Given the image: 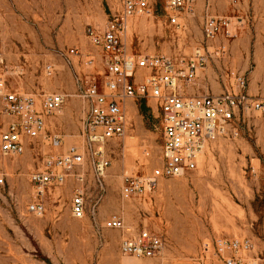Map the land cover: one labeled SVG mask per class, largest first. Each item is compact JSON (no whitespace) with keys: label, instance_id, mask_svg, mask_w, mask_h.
I'll return each instance as SVG.
<instances>
[{"label":"rangeland","instance_id":"374dc122","mask_svg":"<svg viewBox=\"0 0 264 264\" xmlns=\"http://www.w3.org/2000/svg\"><path fill=\"white\" fill-rule=\"evenodd\" d=\"M153 3V17H135L126 29L125 43L134 52L190 55L206 45L207 3L212 14H236L227 0H197L194 15L184 12L186 26L178 30L169 19L166 0ZM118 7L119 0H0V74L7 84L32 94L69 95L63 110L49 119L48 134L64 139L58 151L83 141L84 105L74 74L86 68V55L98 54L92 52L88 27H103L108 13ZM241 13L245 21L227 41L228 55L212 59L197 86L202 92L223 93L228 69L247 78L251 97L264 100V0H247ZM72 47L81 56L69 66L64 54ZM49 63L55 65L52 75L45 70ZM136 104L126 137L106 144L110 165L104 188L86 166L84 181L70 175L46 192L43 215L28 210L34 198L30 174L41 166L45 153L56 149L38 139L22 155L8 157L0 151V177L4 178L0 182V264H224L215 253L216 237L250 240L254 255L264 264L261 114L237 110L232 131L209 143L196 170L162 179L151 193L125 200L121 195L125 175L150 173L162 164L160 113L153 102L147 103V113L140 102ZM5 122L0 97V132ZM79 185L88 208L84 218L74 217L71 211ZM112 213H121L128 229L145 225L163 235L162 253L149 259L123 255L122 231L104 227Z\"/></svg>","mask_w":264,"mask_h":264},{"label":"built area","instance_id":"2783aa9c","mask_svg":"<svg viewBox=\"0 0 264 264\" xmlns=\"http://www.w3.org/2000/svg\"><path fill=\"white\" fill-rule=\"evenodd\" d=\"M153 1L119 0V7L108 13L104 29L88 27V36L98 54L86 55L85 64L94 67L101 56L103 71L99 75H82L75 70L77 95L84 105L83 141L80 144L58 151L64 145V139L58 134H48L49 119L63 110L68 94L24 92L9 86L5 75L0 74V97L6 117L0 132L1 153L8 157L22 155L38 139L47 140L56 149L45 153L41 166L30 174L34 198L28 210L35 215L46 212L44 197L52 187L62 185L70 175L84 181L86 166L104 188L106 169L110 165L106 144L111 139L126 137L132 126V107L139 101L153 102L160 113L162 164L150 173L125 175L121 187L125 200L151 193L162 179L180 177L196 170L209 143L232 131L237 110L259 112L264 125V100L250 96L244 75L227 69L228 86L221 94L186 92V89L197 87L199 77L212 59L228 55L227 41L233 39L237 28L244 24L241 9L247 0H227L236 13L234 15L212 14L207 5L203 19L206 45L196 47L190 55L134 52L125 43L124 33L131 19L154 16ZM196 2L166 0V11L176 29L185 28L184 12L194 15ZM76 56H81L77 47L64 54L69 66H74ZM0 61L3 63V59ZM45 70L52 75L55 65L49 63ZM262 150L264 153V133ZM76 168L79 171L74 173ZM3 180L0 177V182ZM87 209L85 191L79 185L72 197L71 211L74 217L84 218ZM95 214L94 207L91 216ZM104 227L122 231L120 252L126 256L154 258L165 247L164 236L149 228L129 233L121 213L110 214ZM214 249L224 264H260L248 239L216 237Z\"/></svg>","mask_w":264,"mask_h":264},{"label":"crops","instance_id":"0c3cea01","mask_svg":"<svg viewBox=\"0 0 264 264\" xmlns=\"http://www.w3.org/2000/svg\"><path fill=\"white\" fill-rule=\"evenodd\" d=\"M207 5H210V7H211V4L210 3H207ZM205 10H206V8H205ZM105 24H106V22H105ZM104 27H105V25L103 26V27H101V28H98V29H104ZM94 46V45H93ZM94 50L92 51V52H94V51H97V49H96V47L94 46ZM103 71V61H102V58H101V56H99L98 57V59H97V64L94 66V67H89V66H87L86 65V68L84 69V70H80L79 72H80V74H82V75H86V74H97V75H99L101 72ZM208 90H210V89H208ZM61 92V91H60ZM186 92L187 93H198V94H203V93H210V91H208V92H202V90L200 89V87L199 86H197V87H193V88H189V89H186ZM64 93V92H63ZM263 133H264V126H263V131H262V138H263ZM31 145V144H30ZM29 145V146H30ZM134 199V198H133ZM131 200V199H130ZM144 227H146V228H148L147 226H145V225H143L142 227H138V228H129L128 229V232L129 233H134V232H136V231H138L139 229H142V228H144ZM150 229V228H149ZM151 230H153V229H151Z\"/></svg>","mask_w":264,"mask_h":264},{"label":"trees","instance_id":"16d2710c","mask_svg":"<svg viewBox=\"0 0 264 264\" xmlns=\"http://www.w3.org/2000/svg\"><path fill=\"white\" fill-rule=\"evenodd\" d=\"M140 104H141V110L143 113H147V111L149 110L148 107H147V103L146 101H139Z\"/></svg>","mask_w":264,"mask_h":264},{"label":"bare ground","instance_id":"6f19581e","mask_svg":"<svg viewBox=\"0 0 264 264\" xmlns=\"http://www.w3.org/2000/svg\"><path fill=\"white\" fill-rule=\"evenodd\" d=\"M133 19H134V18H133ZM133 19H131L130 22H131ZM130 22H129V24H130ZM129 24L127 25V27L129 26ZM126 29H127V28H126ZM126 37H127V31H125V33H124V39H126Z\"/></svg>","mask_w":264,"mask_h":264}]
</instances>
